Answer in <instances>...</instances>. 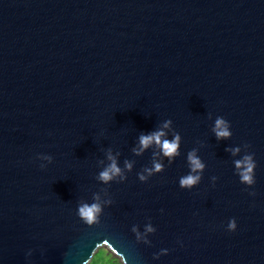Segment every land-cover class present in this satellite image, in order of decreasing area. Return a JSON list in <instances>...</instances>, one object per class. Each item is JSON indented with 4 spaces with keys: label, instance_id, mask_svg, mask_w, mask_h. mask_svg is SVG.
Masks as SVG:
<instances>
[{
    "label": "water",
    "instance_id": "95a60500",
    "mask_svg": "<svg viewBox=\"0 0 264 264\" xmlns=\"http://www.w3.org/2000/svg\"><path fill=\"white\" fill-rule=\"evenodd\" d=\"M101 246L264 264V0H0V264Z\"/></svg>",
    "mask_w": 264,
    "mask_h": 264
},
{
    "label": "clouds",
    "instance_id": "9594fccd",
    "mask_svg": "<svg viewBox=\"0 0 264 264\" xmlns=\"http://www.w3.org/2000/svg\"><path fill=\"white\" fill-rule=\"evenodd\" d=\"M216 126L217 129H219L216 132L217 137H227L229 135L228 131L226 130V127L224 126V121L218 119L216 121ZM162 133H156L151 136H141L140 137V142L143 147H147L151 142L155 141L156 143H160V136ZM162 149L165 153V155H173L176 152V149L178 147V144L175 140L172 142H169L167 140L163 141L162 143ZM192 165L194 168H200L202 165L199 163L198 160L192 158L191 156L189 157ZM243 164L245 165L244 171L241 173V178L243 181L247 183H252V177L250 175L252 168L254 165L251 163V158L250 157H245V160L243 161ZM241 166V162H237V167ZM156 168L159 169L160 165L157 164ZM119 169L116 168L115 164H113L109 169L105 170L104 172L101 173V179L107 181L111 179L110 173H118ZM143 179V177H141ZM198 177H194L189 175L188 177L184 178L181 183L182 185L185 186H190L196 182ZM99 211L98 206L93 204L92 206L84 205L80 209V214L83 218H85L89 223L92 222L95 218V214ZM230 228L234 227V224L229 225ZM91 264H96V257L93 258ZM117 264H121L119 259L117 258Z\"/></svg>",
    "mask_w": 264,
    "mask_h": 264
},
{
    "label": "trees",
    "instance_id": "16d2710c",
    "mask_svg": "<svg viewBox=\"0 0 264 264\" xmlns=\"http://www.w3.org/2000/svg\"><path fill=\"white\" fill-rule=\"evenodd\" d=\"M94 257H96V264H117V262L113 258H111V256L107 254L106 251L102 249L98 250L93 255L88 264H91Z\"/></svg>",
    "mask_w": 264,
    "mask_h": 264
},
{
    "label": "rangeland",
    "instance_id": "374dc122",
    "mask_svg": "<svg viewBox=\"0 0 264 264\" xmlns=\"http://www.w3.org/2000/svg\"><path fill=\"white\" fill-rule=\"evenodd\" d=\"M100 249L106 251V253L109 254V255L111 256V258H113V259L117 262V258H118V257H117L115 254H113L107 246H101V247H99V248L97 249V251L100 250ZM95 253H96V252H95ZM118 259H119V261L121 262V259H120V258H118ZM121 264H122V262H121Z\"/></svg>",
    "mask_w": 264,
    "mask_h": 264
}]
</instances>
